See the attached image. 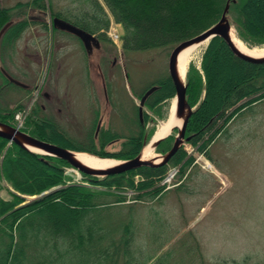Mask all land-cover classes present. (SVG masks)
Segmentation results:
<instances>
[{"label":"rangeland","instance_id":"374dc122","mask_svg":"<svg viewBox=\"0 0 264 264\" xmlns=\"http://www.w3.org/2000/svg\"><path fill=\"white\" fill-rule=\"evenodd\" d=\"M19 1L27 0H0V7H9ZM51 2L55 10L78 11L82 8L70 0ZM258 5L250 15L264 22V0ZM52 17L48 10H26L12 17L13 21L27 18L30 24L12 43L13 50H9L11 57L6 65L29 89H20L14 84L0 89V108L15 109L6 123L30 131L34 128L31 123H38L41 116L54 123L57 132L38 127L42 135L56 142L54 144L64 147L70 142L72 147L79 149H68L100 158L118 161L128 159L121 155L134 145L129 156L145 149L157 126L168 118L175 99L168 77V59L174 46L126 53L121 47L123 28L111 19L106 37L98 38L100 49L94 48L87 54L76 36L53 27ZM228 17L234 26L229 12ZM242 43L248 48L262 47ZM207 44L190 62L198 70ZM113 60H116L114 64ZM214 62L212 80L219 84L220 77L229 70L230 62L220 54L214 57ZM16 67L26 73L17 72ZM105 80L109 82L106 91ZM151 85L167 87L166 92L170 91L172 96L155 104L147 102L142 107L139 123L136 115L139 97ZM39 88L48 92L49 100L39 94ZM202 97L191 106L193 111ZM35 106L39 107V116L30 118ZM229 111V121L203 150L199 148L202 141L196 145L184 142V157L176 164L169 161L161 166L163 175L154 177V185L145 190L132 191L94 183L87 177L99 180L104 176H85L70 165H63L64 184L27 194L16 190L0 169V201L11 202L14 193L21 200L15 206L18 208L42 200L64 186L78 184L92 191L112 193L102 195V203L106 205L97 211L100 223L107 231L115 228L116 238L121 235L122 227L129 226L133 233L132 264H264V98ZM97 116L101 130L98 138L92 134L97 131L94 121ZM140 131L142 134L138 137ZM176 135L177 129L168 140L164 139L165 145H158L153 153L158 155L168 151L166 147L172 146ZM130 136L138 137L137 143ZM104 137L108 140L102 143ZM11 144L8 142L3 147L2 156ZM32 154L41 160L46 156L37 152ZM27 162L24 158L18 160L16 166L22 174L16 171L13 176L15 182L24 181L23 184L35 187V183L46 178L50 171L41 164L33 162L29 165ZM186 162L188 165L185 166ZM142 179L139 175L134 176L136 182ZM154 188L159 189L154 196L144 194ZM121 197L123 201L113 202ZM34 251L39 255L48 253L39 243ZM50 253L56 264H74L76 259L80 260L65 253L61 245Z\"/></svg>","mask_w":264,"mask_h":264},{"label":"trees","instance_id":"16d2710c","mask_svg":"<svg viewBox=\"0 0 264 264\" xmlns=\"http://www.w3.org/2000/svg\"><path fill=\"white\" fill-rule=\"evenodd\" d=\"M70 1L77 2L82 8L78 11H72L69 8L55 10L52 8L51 0L19 1L9 7H0V27L6 21H11L13 15H21L26 10H38L39 12L48 10L53 17L62 18L91 34H96L103 40L112 19L123 28L122 50L126 53L140 52L156 48H171L197 35L220 18L227 0ZM260 1L263 0H236L231 1L229 6L228 12L232 15L237 37L250 46L264 44V22L250 15L253 9L259 7ZM12 22L13 24L3 37V39L11 40V43L30 24L27 18L19 19V21L12 20ZM218 54L230 62L229 70L220 77L219 84H223L221 87L212 80L214 57ZM167 83H170L169 80ZM185 83L186 99L190 106H194L196 100L203 95L188 120L185 132V135L190 137L187 142L196 145L202 141L199 148L203 150L229 121L231 117L229 109H241L251 101L264 98V64L251 63L238 58L220 37H214L208 42L203 52L200 70L191 63L189 64ZM219 87L220 92H217ZM165 88L167 87L156 90L149 97L148 102L155 104L162 98L172 96L170 91L166 92ZM169 88L170 84L167 89ZM18 106L20 107L16 105ZM14 110V108L7 110L0 108V111H3L0 113V121L6 123L5 120L13 114ZM38 111L39 107L35 106L30 118L37 117ZM38 119H40L38 123H31L34 128H31L29 133L37 139L56 143L42 135L40 130L44 127L54 130V123L41 116ZM141 134L140 131L138 137ZM130 137L131 140L136 141L135 143L139 140L136 136ZM107 140L105 138L101 142L105 143ZM165 140L160 142L159 147L165 145ZM7 143L6 139L0 138V157H2L0 169L3 176L11 181L16 190L35 194L49 187L64 184L62 166L69 165L66 161L51 156H45L41 160L35 154L15 144H11L2 156L3 147ZM72 145L69 142L63 146L70 148ZM72 148L79 149L78 147ZM134 149L135 145L124 151L121 156L131 158L138 152L137 150L135 154L129 156L130 151ZM182 149L183 147L173 155L170 162L176 164L184 157L185 151ZM180 152L182 155H179ZM23 158L26 162L29 161L27 162L29 165L34 162L50 171L46 178L39 179L35 183V187L23 184L24 181L16 180L15 182L14 173L17 171L19 175L22 174L18 171L16 164ZM186 165L188 162L185 163ZM163 173V167L144 166L99 180L90 176L87 179L109 187H125L132 191H139L154 185V177L159 178ZM136 175L144 179L136 182L134 180ZM158 191L159 189L154 188L145 191L144 194L154 196ZM105 194L112 195L110 192L92 191L82 185L72 184L55 190L42 200L18 208L15 206L21 200L14 193L11 202L0 201V216H2L0 264H56L53 262L56 259L50 252L57 250L60 245L64 247L65 253L80 258V260L76 259L77 262L74 264H120L121 259H124L121 264H132L134 261L133 233L128 228L129 226L122 227L121 235L116 238L115 228L107 231L105 225L100 223L97 211L106 205L101 200L102 195ZM123 200L124 198L121 197L113 202L118 203ZM38 243L48 250L46 255L35 253L34 248Z\"/></svg>","mask_w":264,"mask_h":264},{"label":"water","instance_id":"95a60500","mask_svg":"<svg viewBox=\"0 0 264 264\" xmlns=\"http://www.w3.org/2000/svg\"><path fill=\"white\" fill-rule=\"evenodd\" d=\"M230 1L235 2V0L226 1V4L222 10L220 18L214 24L204 29L197 35L189 39H186L182 42H179L172 48L170 52L168 59V75H169V80L175 91L174 117L177 120H180L181 122L179 126H176L177 135L174 137L171 148L165 153L158 154L156 155V157L150 159H145L143 157L144 149L142 148L134 157L118 160V162L115 163L114 165H111L106 168L97 169L82 163L76 157V154L79 152L56 145L51 142L36 139L31 135L23 131H20L12 127L11 125L1 121H0V138L8 140L9 143H14L21 149H24L30 153L37 152L39 154L52 156L65 160L69 165L76 168L81 173L91 176L105 177L109 175L124 173L126 171L139 168L141 166L160 167L167 164L168 161L172 158V156L181 148L183 143L190 139L189 136L185 137V129L188 119L192 115L193 109L186 100V83L184 82V79L182 80L180 78L176 66V58L180 53V51L191 45L199 44L205 40H211L214 37H220L226 43V45L229 47L232 53L238 58L251 63L264 64V55L261 56L249 55L243 52L242 50H240V48H238V46L232 40L231 33L232 31L235 32V29L228 17ZM8 25L9 23H7L2 28V30L0 31V36ZM52 25L56 29L75 35L82 42L87 54H91L94 48L98 49L100 47L99 40L96 38L95 35L77 27L76 25L64 19H61L59 17H53ZM6 77L13 84L17 86L25 87V85L22 82L12 78L11 76L7 75ZM155 90H157V86H152L143 94L139 102V113H141L142 111V106L145 102V99ZM167 136H163L155 140L153 143H151L150 146L152 147V149L156 148L159 145V143L163 141Z\"/></svg>","mask_w":264,"mask_h":264},{"label":"bare ground","instance_id":"6f19581e","mask_svg":"<svg viewBox=\"0 0 264 264\" xmlns=\"http://www.w3.org/2000/svg\"><path fill=\"white\" fill-rule=\"evenodd\" d=\"M231 37H232V40L234 41V43L243 52H245L249 55H252V56L264 55V44L262 45V47H259V48L258 47L248 48L247 46H245L242 43V41H240L236 37L235 32L232 31ZM208 41L209 40H205L199 44L191 45V46L183 49L182 51H180V53L178 54V56L176 58V66L178 69L179 76L182 80L184 79L185 73L187 71V67H188L189 63L192 61V58L199 55L202 52L201 49H203L204 45ZM174 112H175V99L172 102L171 111L169 113L168 118L163 120L157 126V129L154 133V136H153L150 144L144 149L143 157L145 159H150V158H153L156 156L153 153L152 147L150 146L151 143H153L155 140H157L163 136H167V135L171 134L174 131V129L176 128V126L180 125L181 121L177 120L174 117ZM76 157L85 165H88L90 167L97 168V169L98 168H106V167L114 165L115 163L118 162L117 160H112V159H108V158H100L96 155L95 156L89 155L87 153H82V152L77 153Z\"/></svg>","mask_w":264,"mask_h":264},{"label":"flooded vegetation","instance_id":"af4514ba","mask_svg":"<svg viewBox=\"0 0 264 264\" xmlns=\"http://www.w3.org/2000/svg\"><path fill=\"white\" fill-rule=\"evenodd\" d=\"M7 23H9V25L4 29V31H3V33L1 34V36H0V89L2 88V87H4V88H6L7 86H8V84H10V85H13V83L12 82H10L9 80H8V78L6 77L7 75H9V76H11L12 78H14V79H16V80H18V81H20V82H22L23 83V81L22 80H19L18 79V75H16L13 71H11L9 68H8V66L6 65V62L8 61V59H10V57H11V54H10V52H9V50L11 49V51L13 50V47H12V43L14 42H12L11 43V40H8V39H3V37H4V35L6 34V32H7V30L10 28V26L13 24V22H12V20L10 21H6L4 24H2L1 25V27H0V31L2 30V28L7 24ZM97 37V36H96ZM98 38V37H97ZM99 40V39H98ZM99 43H100V40H99ZM100 47H101V43H100ZM100 47L98 48V49H100ZM94 50V49H93ZM116 62V60H113V62H112V64H114ZM123 68H124V66H123ZM16 71L18 72V71H20L21 72V74H25L26 72L24 71V70H22V69H18V67H16ZM125 76L127 77V74H126V72H125ZM168 77H169V75H168ZM106 81V80H105ZM107 82V81H106ZM24 85H25V87H21V86H17V85H15V86H17L18 88H20V89H29V86L27 85V84H25V83H23ZM108 84H109V82H107L106 83V86H105V89H104V91H106V89H108ZM7 85V86H6ZM152 86H154V85H151V86H149V87H147L146 89H145V91L143 92V94L150 88V87H152ZM161 86V85H160ZM160 86H157V90L158 89H160L161 87ZM156 91V90H155ZM154 91V92H155ZM153 92V93H154ZM40 93H42V95H43V97H45V99H48L49 100V94H48V92L47 91H43L41 88H39V94ZM152 93V94H153ZM143 94L139 97V102H140V99H141V97L143 96ZM152 94H150L146 99H145V102H144V104H143V106L144 105H146V103L149 101V97L152 95ZM149 103V102H148ZM150 104V103H149ZM42 106V105H41ZM142 106V107H143ZM42 109H45V106L43 105L42 106ZM97 113H98V109H97ZM96 114V113H95ZM136 115H137V120H138V122L140 123V115H141V113H139V104H138V106H137V108H136ZM98 119H99V116H97V119L95 118L94 119V121H95V126L97 125V131H95V134H94V131H93V136L95 137V136H97V138H98V136L100 135V132H101V130H99L100 129V122L98 121ZM98 122V123H97ZM24 132H26L27 134H29V135H31L30 133H29V131H24ZM32 136V135H31ZM34 137V136H33ZM169 163V162H168Z\"/></svg>","mask_w":264,"mask_h":264}]
</instances>
